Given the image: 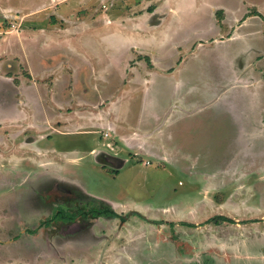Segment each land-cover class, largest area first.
Wrapping results in <instances>:
<instances>
[{
  "label": "crops",
  "instance_id": "0c3cea01",
  "mask_svg": "<svg viewBox=\"0 0 264 264\" xmlns=\"http://www.w3.org/2000/svg\"><path fill=\"white\" fill-rule=\"evenodd\" d=\"M261 4L262 0L207 1L210 28L218 31L210 39H218L214 44L227 38L246 41L257 34L263 44L262 29H252L264 22ZM0 12L1 162L20 165L30 156L57 166L64 179L103 195L119 211L134 207L158 219L162 212L204 211L193 205V211H178L169 205L117 201L102 189L103 177L93 164L120 173L135 155L148 157L140 166L150 171L186 157L191 167L198 165L190 143L202 141L198 135L204 131L198 126L204 107L229 99L224 95L230 96L233 88L246 91L255 81H264V67L256 68L257 62L264 65L262 45L248 49L240 65L232 63L234 71L238 68L236 76L213 101L188 104L199 85L188 86L190 81L180 77L168 81L175 98L165 105L161 101L168 87L157 84L158 79L175 77L190 55L182 51L187 38H179V25H174L183 16L176 1L0 0ZM16 21L18 28L13 29L10 22ZM176 52L181 58L175 65L167 59ZM111 66H116L115 72ZM123 150L133 154L124 156ZM202 189L197 203L204 199Z\"/></svg>",
  "mask_w": 264,
  "mask_h": 264
},
{
  "label": "rangeland",
  "instance_id": "374dc122",
  "mask_svg": "<svg viewBox=\"0 0 264 264\" xmlns=\"http://www.w3.org/2000/svg\"><path fill=\"white\" fill-rule=\"evenodd\" d=\"M173 1L183 14L180 22L174 23L179 25V38H187L182 51L190 55L175 77L158 79L157 84L168 87L161 103L168 105L174 100V85L168 81L180 77L190 81L188 86L199 85L198 93L188 99V104L213 101L236 76L238 68L234 71L232 63L236 61L240 65L248 49L255 45L264 48V22L252 27L254 31L262 29L263 44L257 34L246 41L227 38L214 44L218 39L210 37L218 31L210 28L212 19L206 9L209 0ZM261 5L264 7V0ZM18 24V21L10 22L13 29L18 28ZM193 43L196 47L190 52ZM180 58V53L176 52L167 60L176 65ZM260 66L264 67L257 62L258 71ZM111 68L115 72L116 66L109 67L110 71ZM255 82L253 89L233 88L230 96L224 95L229 99L204 107L198 126L204 131L198 135L202 141L198 138L196 146L190 143L194 148L192 153L197 154L198 165L191 167L186 157L178 160V164L161 166L162 170L155 166L150 171L140 166L144 167L142 160L148 157L135 158L130 150L122 151V155L133 157L120 173L110 166L92 165L103 177H100L102 189L117 201L137 200L156 208L169 205L178 211L188 210L193 205L204 210L202 213L162 212L157 215L163 221L161 224L150 230L140 228L137 232L140 242L135 249L129 246L118 250L119 247L109 246L111 256L107 257V263L99 262L98 244L93 247L98 253L96 256L86 255L78 262H60L56 257L42 259L40 252L24 243L16 247L7 245L6 249L1 245L0 264H264V81ZM152 160L153 165H157L156 160ZM191 168L195 170L190 172ZM202 187L201 206L197 203V191ZM221 214L228 220L215 221ZM36 250L39 251L38 246ZM33 251L35 255L31 258Z\"/></svg>",
  "mask_w": 264,
  "mask_h": 264
},
{
  "label": "flooded vegetation",
  "instance_id": "af4514ba",
  "mask_svg": "<svg viewBox=\"0 0 264 264\" xmlns=\"http://www.w3.org/2000/svg\"><path fill=\"white\" fill-rule=\"evenodd\" d=\"M1 161L0 246L4 249L25 243L40 252L42 259L78 262L86 255L96 256L93 247L98 244L99 262L107 263L113 243L117 242L111 248L118 250L135 249L140 228L150 230L163 222L134 207L117 210L103 195L86 192L64 179L57 166L41 164L30 156L20 165ZM34 255L33 251L31 258Z\"/></svg>",
  "mask_w": 264,
  "mask_h": 264
},
{
  "label": "trees",
  "instance_id": "16d2710c",
  "mask_svg": "<svg viewBox=\"0 0 264 264\" xmlns=\"http://www.w3.org/2000/svg\"><path fill=\"white\" fill-rule=\"evenodd\" d=\"M220 219H224V220H228V218L226 216H224L223 214H221L220 216L215 218V221H219Z\"/></svg>",
  "mask_w": 264,
  "mask_h": 264
}]
</instances>
